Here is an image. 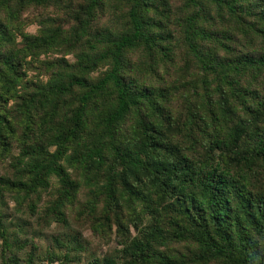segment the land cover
<instances>
[{"label": "trees", "instance_id": "obj_1", "mask_svg": "<svg viewBox=\"0 0 264 264\" xmlns=\"http://www.w3.org/2000/svg\"><path fill=\"white\" fill-rule=\"evenodd\" d=\"M57 1L0 0L2 154L10 153L17 131L5 103L26 84L22 63L62 47L76 55L71 64L60 59L51 82L37 84L39 93L30 96L36 102L50 95L53 110L24 124L12 164L15 175L0 176V194L12 193L20 208L25 203L34 213L36 204L28 199L48 188L55 175L57 195L41 215L64 225L79 187L67 167H78L91 186L86 213L103 232L115 225L122 245L91 264H264V95L240 83L245 74L255 83L264 72V50L234 53L230 43L238 33L207 26L214 6L218 18L227 12L239 22V34L249 40L259 36L264 44V0H184L182 40L202 73L200 103L208 111L205 117L191 111L184 123L167 112L166 89L127 74L142 67L153 78L155 64L170 61L168 23L175 17L165 0H85L78 11L67 10L69 28L53 17L38 19ZM104 4L123 9L125 24L95 27ZM33 10L41 23L34 34L22 23L23 13ZM219 47L228 54L219 55ZM135 50L139 58L132 62L127 54ZM106 63L97 79L88 77ZM76 90L75 105L57 113L59 101ZM36 133L43 137L34 140ZM49 145L55 148L49 151ZM42 231L32 234L27 228L29 236L13 239L0 214V262L35 264L31 237ZM183 241L195 245L189 258L161 248ZM65 242L72 249L81 245L76 239L57 241L68 247ZM46 255L50 262L55 257Z\"/></svg>", "mask_w": 264, "mask_h": 264}, {"label": "rangeland", "instance_id": "obj_2", "mask_svg": "<svg viewBox=\"0 0 264 264\" xmlns=\"http://www.w3.org/2000/svg\"><path fill=\"white\" fill-rule=\"evenodd\" d=\"M85 0H60L57 3L51 4L47 9V12L40 13L41 19L43 17H53L60 24L64 25L65 15L67 10L78 11L80 7L84 5ZM165 8H169L171 12L172 23H168V29L172 32L169 45L171 47V58L170 61L165 63L155 64V74L153 78L149 77L148 74H145L147 69H140L143 73L139 74L140 69L133 72L127 73L130 76H143L147 79L148 82L153 83L154 86L164 88L167 90L165 97L168 98V110L167 112L173 117L177 118L180 123H184L189 116V112H199L202 116H208V111L204 110L203 104L200 103L202 100V89L200 78L202 73L200 68L196 65L195 61L189 54L186 45L182 40V27L180 19L186 14L184 8L182 7L184 0H165ZM190 8V9H189ZM188 11L192 9L189 7ZM212 14V20L207 25L214 29H227L231 30L234 33H238L237 37L230 43L231 49L234 53H245V52H256L259 50H264V44L261 42L259 36L254 37L253 39L245 38L243 35L239 34L238 24L239 22L230 16L227 12H223V18L220 19L216 15V8L211 6L210 8ZM35 10L28 11L23 13V30L29 33H36L37 29L41 26L40 22L36 19H33ZM97 20L95 22V27L102 28L106 25H112L114 22H117V27L122 23L125 24L124 10L118 9L117 5L112 7L111 5L104 4L102 9L97 13ZM153 17L157 18L158 15L153 12ZM68 19V18H67ZM65 23L64 27L69 28ZM17 40H20L18 35ZM206 44V42H205ZM209 44H206L208 46ZM81 46V45H80ZM62 47L59 50H53L50 52L42 53L38 56L37 60L29 61L27 58L26 62L22 63L23 80L26 84H20L16 87L17 95L11 97L5 103V115L9 118L10 122L17 128L15 138L11 139L12 144L10 148V153L4 155L0 152V176H13L14 169L12 168L13 159L16 155L19 154L20 147L18 142V137L21 135L23 126L25 123L31 120H39L47 111L53 110L52 107V98L42 99L41 101H31L29 100L30 96L33 94L39 93V88L37 84L46 85L50 83L52 78V73L55 75L57 68L59 67V60L64 58L68 63H72L76 60V55L74 52H65L67 50ZM80 47H77L74 51H79ZM218 50V51H217ZM216 52L219 55H227L224 49L216 48ZM139 58V51H131L127 54V58L132 60ZM130 60V61H132ZM48 62L54 63L51 68L47 66ZM134 62V61H132ZM107 63L99 66L96 70L91 72L88 77L90 79H97L107 67ZM68 69H65L66 71ZM138 72V73H137ZM257 82V83H256ZM254 83V79L250 74H245L241 79V85L247 86L248 88L257 87L264 95V72L259 74ZM210 88H213V84H209ZM158 89V88H156ZM79 90L75 91V94H70L65 96L64 100L59 101V107L56 109V112H62L70 110L76 103V93ZM107 97L102 98V102L107 106L106 102ZM64 107V108H63ZM49 108V110H48ZM242 111V110H239ZM54 112V111H53ZM56 113V114H57ZM242 114V113H241ZM131 120H128L123 128L127 129L130 127ZM36 130V129H35ZM44 131V130H43ZM45 131L48 132L49 128H45ZM45 134V133H44ZM38 133L34 134V140H38L43 137L40 136L37 138ZM199 136V134H196ZM33 137V136H32ZM15 139V140H14ZM180 144H183V139L178 137ZM36 146L40 145V142H34ZM55 146H48V150L52 151ZM67 170L70 172L72 179H76L79 183L78 191L74 198V202L71 207L67 208V222L62 225L55 221L54 219H49L42 217L44 212L45 205L50 202L56 195L59 188V182L55 175L51 176L50 185L46 189L39 190L37 194H32L31 198L28 199L30 202H35L36 209L32 213L31 209L23 204L24 208H20L16 201L13 199V194L7 191H4L0 194V214L2 218L6 221V224L9 227L10 236H15L18 234L20 239L26 238L29 236L26 232V229L29 228L30 233L38 234L37 232L40 228L43 230L40 235H34L32 241L37 246L35 258V264H91L93 258H102L105 255H109L118 250L122 245L117 242L119 235L117 234L115 225L111 229L108 227L105 228V231H102V225L97 222H93L88 214L86 213L85 200L90 196V184L87 183L82 175L79 174V168L75 169L72 166H68ZM102 203H99V207ZM41 215V217H40ZM147 215L143 218L142 223L147 222ZM46 220V221H44ZM24 222V224L22 223ZM39 225V226H37ZM23 228V231L22 229ZM103 233L105 235H103ZM131 233H135V229H131ZM63 238L67 240L76 239L81 243L78 246H74L72 249L70 244L67 243L68 247H63L58 244ZM14 239V238H13ZM11 239V240H13ZM2 240L0 238V254H1ZM66 252L69 255V258L65 261L63 259V254ZM167 252H172L177 254H184L189 258L194 251H196L194 243L190 241H183L180 243L169 242L166 247H161ZM52 254L54 257L52 261H49V258L46 254ZM45 255V256H44ZM51 256V255H49ZM0 264H2L0 262ZM18 264H25L23 261H20ZM217 264V263H211Z\"/></svg>", "mask_w": 264, "mask_h": 264}]
</instances>
